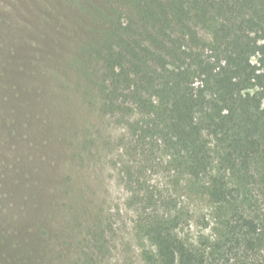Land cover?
<instances>
[{"label":"rangeland","instance_id":"374dc122","mask_svg":"<svg viewBox=\"0 0 264 264\" xmlns=\"http://www.w3.org/2000/svg\"><path fill=\"white\" fill-rule=\"evenodd\" d=\"M110 5L0 0V264H75L98 250L91 244L104 264H156L144 231L155 218L206 264H250L260 250L234 215L264 219V188L215 203L204 176L194 181L158 143L134 140L137 114L95 106L98 65H82L81 47L98 40ZM212 156L209 174L237 184Z\"/></svg>","mask_w":264,"mask_h":264},{"label":"trees","instance_id":"16d2710c","mask_svg":"<svg viewBox=\"0 0 264 264\" xmlns=\"http://www.w3.org/2000/svg\"><path fill=\"white\" fill-rule=\"evenodd\" d=\"M108 1L100 37L81 47L82 65H98V110L137 114L134 140L158 143L169 165L194 181L204 176L215 203L234 200V190L249 199L246 185L264 188V0ZM212 152L237 184L209 174ZM234 216L246 246L260 250L250 264H264V219L255 210ZM144 231L156 264H206L167 220L152 219ZM91 246L98 250L87 248L75 264H104Z\"/></svg>","mask_w":264,"mask_h":264}]
</instances>
